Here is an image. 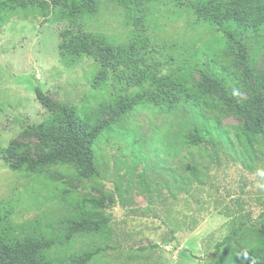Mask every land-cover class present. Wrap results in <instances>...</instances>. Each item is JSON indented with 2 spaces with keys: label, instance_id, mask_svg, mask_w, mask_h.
Returning <instances> with one entry per match:
<instances>
[{
  "label": "rangeland",
  "instance_id": "rangeland-1",
  "mask_svg": "<svg viewBox=\"0 0 264 264\" xmlns=\"http://www.w3.org/2000/svg\"><path fill=\"white\" fill-rule=\"evenodd\" d=\"M156 17L161 22L158 36L169 44L183 46L187 39H197L195 33H186L181 21L170 20L166 11ZM90 26L111 40L124 41L121 11L106 2ZM63 27L64 23H56L51 17L14 18L3 27L0 148L16 143L27 147L25 155L29 157L44 155V143L26 131L48 114L37 100L36 89L50 102L95 124L113 115L110 89L92 88L98 71L93 60L83 58L73 66L62 63L58 45ZM207 38L197 40L196 45ZM245 41L254 68V88L263 97L264 41ZM236 54L237 46L231 45L222 59L237 74L239 88L230 83V89L247 100L250 91L241 85L242 68ZM242 123L237 116L221 117L222 126ZM192 126L198 127V123L185 109L173 114L138 109L126 115L113 127V134H105L108 140L103 138L97 145L99 177L80 178L63 167L13 171L9 165L15 159L0 154V213L11 202L16 223H48L59 259L72 252L100 248L89 264H219L222 248L217 250V245L234 226L243 222L264 228V175L260 174L264 172V141L255 144L253 151L232 155L212 151L207 143L193 149L175 145L174 141ZM162 138L173 143L171 152L176 156H155ZM131 139L138 141L141 154L136 153ZM197 159L201 161V184L188 177L191 162ZM62 188L71 192V200L60 194ZM82 195L100 197L108 205L104 213L108 227L105 232L77 234L65 243L63 221L75 213L72 199Z\"/></svg>",
  "mask_w": 264,
  "mask_h": 264
},
{
  "label": "trees",
  "instance_id": "trees-1",
  "mask_svg": "<svg viewBox=\"0 0 264 264\" xmlns=\"http://www.w3.org/2000/svg\"><path fill=\"white\" fill-rule=\"evenodd\" d=\"M103 2L121 11L126 30L124 41L111 40L91 28L90 22ZM165 11L169 19L181 21L186 33H195L197 39H187L182 46L159 38L161 22L156 16ZM36 17H51L56 23L65 24L59 31L58 53L62 63L73 66L83 58L93 60L98 71L92 88L110 89L114 113L107 121L95 124L50 102L36 89L37 100L48 114L26 131L44 143L45 153L35 159L25 155L27 147L21 144L0 148L2 156L15 159L9 165L13 171L63 167L80 178L99 177L98 143L106 138L105 134L114 133L113 127L120 119L138 109H155L164 114L187 110L198 127L192 126L186 135L174 141L178 147L201 148L207 143L212 151L232 155L253 151L255 144L264 141V96H259L254 88V68L245 41H264V0H0V33L14 18ZM205 35L208 38L197 46L196 41ZM231 45L237 46L241 85L250 91L247 100L229 87L233 83L239 88L236 72L230 71L229 64L222 59ZM214 112L217 113L210 115ZM227 115L237 116L243 123L222 126L221 117ZM131 143L141 154L138 141L131 139ZM172 144L162 138L160 148L154 150L155 156H176L171 152ZM191 163L188 177L201 184V161ZM60 194L71 200L69 190L62 188ZM72 200L75 213L63 221V242H71L77 234L105 232L108 219L104 213L108 205L100 197L82 195ZM3 209L0 264H89L102 250L72 252L59 259L48 223H16L11 202ZM219 248V264H240V260L243 264H264V228L240 222L217 245Z\"/></svg>",
  "mask_w": 264,
  "mask_h": 264
},
{
  "label": "clouds",
  "instance_id": "clouds-1",
  "mask_svg": "<svg viewBox=\"0 0 264 264\" xmlns=\"http://www.w3.org/2000/svg\"><path fill=\"white\" fill-rule=\"evenodd\" d=\"M260 174H261V175H264V172H261Z\"/></svg>",
  "mask_w": 264,
  "mask_h": 264
}]
</instances>
